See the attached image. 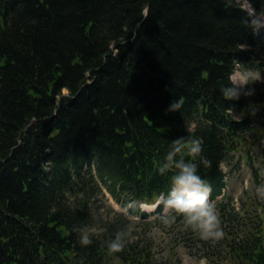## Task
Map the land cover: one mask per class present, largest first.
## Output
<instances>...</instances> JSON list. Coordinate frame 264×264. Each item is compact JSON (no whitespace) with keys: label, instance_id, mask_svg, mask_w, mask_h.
I'll return each mask as SVG.
<instances>
[{"label":"trees","instance_id":"16d2710c","mask_svg":"<svg viewBox=\"0 0 264 264\" xmlns=\"http://www.w3.org/2000/svg\"><path fill=\"white\" fill-rule=\"evenodd\" d=\"M245 1L264 15V0ZM249 19L237 0H0V264H151L152 243L110 215L95 176L117 199L153 200L172 141L196 136L198 170L220 189L229 151L264 129V81L221 93L238 62L264 70ZM258 208L219 203L218 244L236 264H264ZM129 225L135 239L111 250ZM78 227L97 229L91 244Z\"/></svg>","mask_w":264,"mask_h":264},{"label":"clouds","instance_id":"9594fccd","mask_svg":"<svg viewBox=\"0 0 264 264\" xmlns=\"http://www.w3.org/2000/svg\"><path fill=\"white\" fill-rule=\"evenodd\" d=\"M249 24L253 30L264 28V15L260 14L255 6L249 9ZM229 83L221 85V93L227 99H239L241 95L251 96L255 92V83L264 81V70L238 62L229 74ZM179 103L175 100L169 104V109H177ZM203 140L201 137H176L164 158L158 164L161 174L171 171L170 186L157 194L151 209L159 208L160 215L165 223H172L177 216H182L185 225L198 233L204 240H219L224 236L215 203L210 199L211 183L199 172L196 157L201 156ZM191 159L184 158V153ZM210 164L211 161L204 160ZM257 193L264 198V185H258ZM102 211V210H101ZM79 242L82 245L92 243L87 229L78 227ZM135 239L133 226L116 233L108 241V247L113 251L122 250L128 240ZM200 264H207V258L201 257Z\"/></svg>","mask_w":264,"mask_h":264},{"label":"rangeland","instance_id":"374dc122","mask_svg":"<svg viewBox=\"0 0 264 264\" xmlns=\"http://www.w3.org/2000/svg\"><path fill=\"white\" fill-rule=\"evenodd\" d=\"M264 144V143H263ZM257 157L254 158L256 163L261 165L264 169V155L260 149H257ZM247 167L240 163L239 169H234L233 174L231 175L228 183V192L232 193L233 196H241L243 186L247 185L250 193L253 191L250 189L251 175ZM264 174V171H263ZM103 189L106 187L101 184ZM253 186V185H252ZM105 199L108 204L113 205L116 209L122 211L125 208L119 204H115L111 200V196L108 192H105ZM133 206V205H131ZM128 210V209H127ZM162 224L156 227H150V230L146 233V236H151L153 244L151 246L150 252H152L153 264H200L201 257L197 255H190L187 251V248L183 246L181 242L183 229L187 228L183 219H176L172 223H165L164 220L161 221ZM150 226V225H149ZM144 224H139L136 229L141 235L143 233ZM89 231H97V229L92 228ZM175 237V240L172 241L170 238ZM144 240H146L144 238ZM145 242V241H143ZM144 243H141L143 245ZM218 245L213 246L217 247ZM199 245H196L195 252L200 253L202 249L198 248ZM216 260H218L216 258ZM116 262V260H115ZM208 263V261H207ZM215 264H231L227 260H221Z\"/></svg>","mask_w":264,"mask_h":264},{"label":"bare ground","instance_id":"6f19581e","mask_svg":"<svg viewBox=\"0 0 264 264\" xmlns=\"http://www.w3.org/2000/svg\"><path fill=\"white\" fill-rule=\"evenodd\" d=\"M237 1L241 2V4H243V6H245V8H247V9L251 8V6L249 5V3L247 1H245V0H237Z\"/></svg>","mask_w":264,"mask_h":264}]
</instances>
